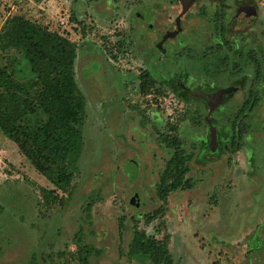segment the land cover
Wrapping results in <instances>:
<instances>
[{
  "label": "rangeland",
  "instance_id": "1",
  "mask_svg": "<svg viewBox=\"0 0 264 264\" xmlns=\"http://www.w3.org/2000/svg\"><path fill=\"white\" fill-rule=\"evenodd\" d=\"M155 1L0 0V34L6 21L21 16L75 45L74 79L84 99L83 146L66 191L56 189L0 132V264H135L125 256L132 220L138 221V229L155 231L158 221L144 226L143 216L158 206L157 174L170 157L165 140L175 137L186 152L196 145L189 173L196 185L170 196L160 218L165 228L155 233L159 240L169 235L172 264H264V90L255 117L248 121L252 127L244 147L234 155L200 160L211 129L216 133L212 115L227 132L228 118L246 100L247 85L213 113L200 102L185 103L177 96L170 86L177 80L169 73L184 72L190 85L199 73L190 71L182 57L155 68L144 63L136 13L147 4L145 14L155 17L162 9ZM243 1L236 2L255 3L256 14L247 6V13L227 15L233 0H209L192 8L184 23L191 33L180 37L175 55L181 47L202 49L217 13L223 15L227 40L242 46L255 42L264 49L258 33L264 0ZM23 64L17 53L0 48V67L18 82L27 80L19 72ZM144 71L157 82L141 94L137 77ZM236 79L203 87L213 94ZM222 144L229 147V142ZM50 190L56 201L44 193ZM119 217L124 218L122 243L117 238Z\"/></svg>",
  "mask_w": 264,
  "mask_h": 264
},
{
  "label": "trees",
  "instance_id": "2",
  "mask_svg": "<svg viewBox=\"0 0 264 264\" xmlns=\"http://www.w3.org/2000/svg\"><path fill=\"white\" fill-rule=\"evenodd\" d=\"M216 15L209 42L199 51L188 46L181 47L178 57L184 59L190 71L196 70L199 73L194 78L197 87L207 82L235 77L237 79L234 84H241L240 90L246 83V100L228 118L230 144L225 151L234 155L245 145L243 138L252 127L248 121L255 117L260 94L264 90V49L255 42L252 46H242L227 40L220 18L223 15ZM258 33L264 41V17ZM122 44V41L118 42V51ZM0 48L15 52L24 60V71L19 72L27 78L25 82H18L6 69L0 67V132L17 146L20 153L56 189L66 191L77 170L83 146L84 99L74 79L77 48L66 37L21 16H13L5 22V28L0 34ZM137 80L141 94L148 93L157 82L147 71L139 74ZM234 95V92L227 93L226 101L232 100ZM196 101L195 92L185 99V103L194 104ZM165 147L170 157L157 174L154 187L158 206L143 216L144 226L158 221L154 226L156 229L147 233L144 229H138V221L132 220L125 256L135 264H172L167 246L169 235L165 233L159 240L155 233L164 227L160 218L165 214L170 196L177 191H190L196 185L189 176L196 145L191 144L192 151L186 152L183 142L175 137L165 140ZM52 192L44 193L56 201L57 197H52ZM123 221V217L118 218L119 243L123 242Z\"/></svg>",
  "mask_w": 264,
  "mask_h": 264
},
{
  "label": "flooded vegetation",
  "instance_id": "3",
  "mask_svg": "<svg viewBox=\"0 0 264 264\" xmlns=\"http://www.w3.org/2000/svg\"><path fill=\"white\" fill-rule=\"evenodd\" d=\"M236 1L237 0H233L230 6H228L227 11L229 12V14L227 15H230L232 13L238 14L237 12H239V10H243L244 13H247L249 12V10L247 11V8L250 9L247 6L254 7L255 14L256 11H258L255 3L244 2V0V3L238 4V2ZM149 2L150 1H148L147 4ZM155 3L158 4V6L162 7L160 11L161 14L159 13L157 15L156 13L155 17H150L148 16V14L146 15L145 7L148 6L147 4H144L140 13H136L139 21H141V23H139V21L137 22V26L138 29H141L142 31V39L140 44L143 50L142 56L144 58V63L148 62L149 64L150 62H152L151 65H154V68L155 66H160L171 61H179L178 55H175V53L177 52H174V49L178 48V41L183 34L191 33L188 32L184 24L187 13L191 12L192 8L198 7L197 5H199L200 3L201 5L209 3V0H156ZM222 5H228V3ZM230 9H232V11H230ZM158 17L159 21L155 22V18ZM191 27V31L195 32L193 26ZM234 43L238 45L236 41H234ZM164 73H169L168 68L164 70ZM185 75L186 74H184V72L182 71H180L179 74H177V72L172 74V71L169 73V76H175L174 78L177 80H175L176 83L173 82L170 85L173 86V88L174 86L176 87L175 92L177 94H175L185 101V99L188 98V95L190 96L192 92H195V96L197 99L196 102L202 103L207 111L213 110L212 113L220 106H225L231 101H226L225 97L227 93L234 92L235 94L241 88V84L233 83L231 86H227V88L225 89L220 88L222 90L218 89V91H215L212 94V92L209 89L207 90L205 86L197 87L195 83L190 85V81H185ZM190 86L194 87L193 91L189 89ZM215 123L216 121L214 120V116L212 115L211 124L216 131L215 139L213 140V136H209L210 143H207L206 151L202 152L203 156H201L200 160L203 157L207 159L208 156H223L224 153L227 154V152L225 151L227 148L223 146L222 142L225 141L229 142L230 144L229 133L227 134V132L229 131L225 132V130L222 128V130H220V128H218Z\"/></svg>",
  "mask_w": 264,
  "mask_h": 264
},
{
  "label": "water",
  "instance_id": "4",
  "mask_svg": "<svg viewBox=\"0 0 264 264\" xmlns=\"http://www.w3.org/2000/svg\"><path fill=\"white\" fill-rule=\"evenodd\" d=\"M205 99V98H204ZM211 133H210V137L213 136V140L215 139V132L213 131V129H211ZM212 140V139H211Z\"/></svg>",
  "mask_w": 264,
  "mask_h": 264
},
{
  "label": "built area",
  "instance_id": "5",
  "mask_svg": "<svg viewBox=\"0 0 264 264\" xmlns=\"http://www.w3.org/2000/svg\"><path fill=\"white\" fill-rule=\"evenodd\" d=\"M60 25H63V22L62 21L60 22Z\"/></svg>",
  "mask_w": 264,
  "mask_h": 264
},
{
  "label": "crops",
  "instance_id": "6",
  "mask_svg": "<svg viewBox=\"0 0 264 264\" xmlns=\"http://www.w3.org/2000/svg\"><path fill=\"white\" fill-rule=\"evenodd\" d=\"M31 2V0H29Z\"/></svg>",
  "mask_w": 264,
  "mask_h": 264
}]
</instances>
